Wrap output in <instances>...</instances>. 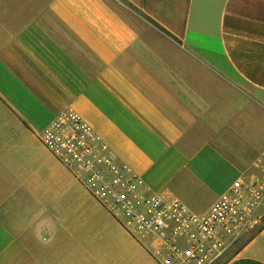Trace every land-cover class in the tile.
<instances>
[{
    "label": "crops",
    "instance_id": "obj_1",
    "mask_svg": "<svg viewBox=\"0 0 264 264\" xmlns=\"http://www.w3.org/2000/svg\"><path fill=\"white\" fill-rule=\"evenodd\" d=\"M66 109L205 214L261 175L264 0H0V264H157L41 143ZM75 214L108 239L67 250ZM219 264H264V218Z\"/></svg>",
    "mask_w": 264,
    "mask_h": 264
},
{
    "label": "built area",
    "instance_id": "obj_2",
    "mask_svg": "<svg viewBox=\"0 0 264 264\" xmlns=\"http://www.w3.org/2000/svg\"><path fill=\"white\" fill-rule=\"evenodd\" d=\"M39 138L157 264H219L263 226L264 154L259 177L237 180L208 212L196 214L180 200L153 191L72 109L58 114Z\"/></svg>",
    "mask_w": 264,
    "mask_h": 264
},
{
    "label": "rangeland",
    "instance_id": "obj_3",
    "mask_svg": "<svg viewBox=\"0 0 264 264\" xmlns=\"http://www.w3.org/2000/svg\"><path fill=\"white\" fill-rule=\"evenodd\" d=\"M81 187H79L78 189H80ZM81 190V193L84 195V196H86V193H85V191L83 190V189H80ZM92 204H94L96 207H97V209L100 211V213L103 215V216H105L106 217V222L107 223H109V222H111V223H113V224H115L118 228H120L118 225H117V223L112 219V217H109L108 215H107V213H105L106 211L104 210V209H101L98 205H97V203L95 202V201H92ZM96 207H95V209H96ZM75 209H77V208H75ZM75 211V210H74ZM75 216H77L78 218H79V220L81 221V218H80V216H79V214H75ZM72 221V220H71ZM80 221H78V220H74V221H72L71 223H72V225H73V227L70 229V232H68V236H69V240H71V243H70V245H71V248H67V250H73V251H76V250H78V249H80L81 248V246H82V244L80 243L81 242V240H83V239H85V238H89V236H90V238H96L98 241H100V240H104V241H106L105 239H108L106 236H105V234H103L102 232H100V231H98V229L96 230V231H94V230H91V231H88V230H86V236L85 237H83V238H81V232H80V228H81V226L83 225V226H86V229H88V228H92V227H96L95 225H96V223L95 224H93L92 223V221L90 220V218L87 216V215H85V216H82V221L80 222ZM88 224H90V225H92L91 227H89L88 226ZM78 225V226H77ZM254 233V231L253 232H250L249 234H247L245 237H243L240 241H239V243H241V242H243V241H245L246 239H247V237L249 236V235H251V234H253ZM75 239V240H74ZM81 239V240H80ZM100 239V240H99ZM110 239V238H109ZM75 242V243H74ZM239 243L236 245V246H234L233 248H232V250L230 251V253L228 254V255H231L232 253H233V251L239 246ZM100 245H101V247L103 248L102 250L104 251V252H106V250L107 251H109L110 249H112V248H110L109 246H108V244H103V243H100ZM75 249V250H74ZM117 250L118 251H120V252H115V254L118 256V257H122V255H124V253H122V249L121 248H117ZM73 254H71L70 256H67V257H69V258H66V259H64V257L65 256H62L61 257V259H60V263H52V262H36V261H34V262H32V263H25V264H89V262H85V261H81V262H77L78 260L77 259H74L73 258V256H72ZM81 257L80 258H82L84 255L82 254H79ZM44 256V255H43ZM35 259V258H34ZM108 261V260H107Z\"/></svg>",
    "mask_w": 264,
    "mask_h": 264
}]
</instances>
